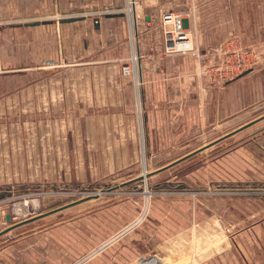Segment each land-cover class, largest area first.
<instances>
[{
    "label": "rangeland",
    "instance_id": "obj_1",
    "mask_svg": "<svg viewBox=\"0 0 264 264\" xmlns=\"http://www.w3.org/2000/svg\"><path fill=\"white\" fill-rule=\"evenodd\" d=\"M145 2L161 10L147 8ZM219 4L220 0H0V57L8 53L13 63L15 56L14 70H21L22 84L34 80L30 69L48 65L45 73L56 75L63 64L84 67V81L101 80L93 68L106 67L104 80L114 81L115 74L116 81L142 83L135 78L132 62L136 67L143 62L149 74L154 71L150 80L169 88L160 104L136 101L131 111L115 109L117 114H134L139 123L141 116L154 111L168 119L167 128L161 122L158 138V130L151 127L144 163L138 160L115 179L87 176L81 186L27 187L43 194L29 199L35 214L22 215L15 223L35 219L33 229L5 239L6 257L34 259L30 264H47L44 259H50L49 264H142L165 259L188 243L203 248L237 239L259 244L264 264V42L245 40L258 52L242 53L255 61L247 74L220 88L210 86L207 82L224 60L241 54L233 51L249 50L236 37L238 27L222 23ZM148 12L159 13L161 33L163 13L183 15L201 62L191 53H131L128 23ZM112 19L115 22H109ZM240 37L244 41L245 36ZM161 48L165 49L163 38ZM62 52L68 55L62 58ZM39 53H46V58L40 60ZM205 66L211 76L201 73ZM126 67L131 74H125ZM0 69V76L8 70L1 61ZM37 72L44 76V70ZM98 109L85 105L77 113L96 114ZM227 135L231 136L198 153ZM12 190L10 196L26 193L24 188Z\"/></svg>",
    "mask_w": 264,
    "mask_h": 264
},
{
    "label": "crops",
    "instance_id": "obj_2",
    "mask_svg": "<svg viewBox=\"0 0 264 264\" xmlns=\"http://www.w3.org/2000/svg\"><path fill=\"white\" fill-rule=\"evenodd\" d=\"M147 2V8L161 10L153 2ZM194 4L196 6V2ZM219 5L222 23L238 27L236 37L242 46L257 51L246 43L264 42V0H220ZM230 9H235L236 13ZM158 15L148 12L141 18L136 15L130 19L127 32L131 53H164ZM240 35L245 36L244 41ZM39 54L40 60L46 58V53ZM64 54L68 55L59 53L62 58ZM79 55L78 52L72 57ZM0 58L2 67L8 69L0 76V200L10 197L13 188H24L27 192L30 187L46 190L48 187L81 186L88 180L87 176L98 180L115 179L120 171L136 166L138 160L145 161V149L150 145L153 132L151 127L158 130L155 131L157 138L161 122L165 121L167 128L168 119L159 111L151 115L147 112L139 123L134 114H117L115 110L123 107L131 111L136 101L146 106L160 104L169 94L166 83L150 80L148 75L154 71L149 74L150 67L144 69L143 62L137 67L132 62L135 78L142 83L116 81L115 74L114 81L104 80L108 73L106 67L93 68V73L101 80L84 81V67L70 68L63 64L65 68L56 75L45 73L48 65L30 69L29 72L34 70L30 73L34 74V80L22 84L21 70H14L18 68L14 64L15 56L11 57L13 63L9 62L8 53H1ZM34 58H37L36 53ZM163 66L164 62L158 69ZM37 70H44V76ZM85 105L100 110L108 108L111 112L100 114L98 109L96 114L77 113V109ZM32 222L31 219L22 224L11 223V227L0 234V264L34 262V259L26 258L21 262L6 257L4 246L10 235L33 229L30 228ZM251 244L236 239L201 248V245L188 243L187 247L178 248L165 259L155 258L142 261V264H263L259 244L255 243L256 249L254 243ZM44 262L51 261L44 259Z\"/></svg>",
    "mask_w": 264,
    "mask_h": 264
},
{
    "label": "built area",
    "instance_id": "obj_3",
    "mask_svg": "<svg viewBox=\"0 0 264 264\" xmlns=\"http://www.w3.org/2000/svg\"><path fill=\"white\" fill-rule=\"evenodd\" d=\"M184 18L183 15L176 14L173 12H165L161 17V26L163 29V41H165V49H163L164 53H167L171 56L174 55H187L189 53L197 56L200 59L202 57L199 53L200 50L195 47L193 43V39L191 37V31L186 30L184 27ZM0 39H1V30H0ZM239 44V42H237ZM239 51L232 53H241L234 60H224V63L220 65L214 72L215 78L209 83L210 86L220 88L233 81L237 76H244L248 73L249 68H253L255 65V61L247 59L242 53H258L256 50L249 49L248 52L244 51L245 49L238 47ZM223 53V51H221ZM229 53V51L224 52ZM223 62V61H222ZM201 69V66H200ZM204 71L201 73L210 74L208 71L209 67L205 66ZM202 70V69H201ZM2 72V69H0ZM125 74H131L130 67L124 68ZM209 76V77H210ZM217 76V77H216ZM211 78H209L210 80ZM35 191H27L23 195L15 197L14 195L0 200V234H2L5 230L4 226L6 225L5 221V212L2 211L4 206L10 205V214L12 217V222H16L19 217L24 215V217L33 216L35 214L33 206L29 207V199L36 195H40L43 193H34ZM264 194V191H263ZM24 210V211H22ZM19 223V222H18Z\"/></svg>",
    "mask_w": 264,
    "mask_h": 264
},
{
    "label": "water",
    "instance_id": "obj_4",
    "mask_svg": "<svg viewBox=\"0 0 264 264\" xmlns=\"http://www.w3.org/2000/svg\"><path fill=\"white\" fill-rule=\"evenodd\" d=\"M73 21H74L73 19H70L68 22H73ZM32 26H33V25H32ZM256 122H257V121H254V122H252V123H250V124H248V125H246V126L240 128V129L234 131L233 133H231V135H235V134H237V133H239V132L245 130L246 128L252 126V125L255 124ZM231 135H227L226 137H224V138H222V139H219L218 141H216V142H214V143H212V144H210V145H208V146H205L204 148L200 149V151H199L198 153H200V152H202V151H204V150H206V149L212 147L213 145H215V144H217V143L223 141L224 139L229 138ZM192 155H193V154H192ZM192 155H189V156H187V157L181 159L180 161L174 163V165H175V164H178V163H180V162H182V161H184V160H186V159H188V158L191 157ZM54 212H55V211H53L52 213H54ZM33 220H35V219H32V221H33ZM5 221H6L7 224H11V223H12V217H11V214H10L9 211H6V212H5Z\"/></svg>",
    "mask_w": 264,
    "mask_h": 264
}]
</instances>
